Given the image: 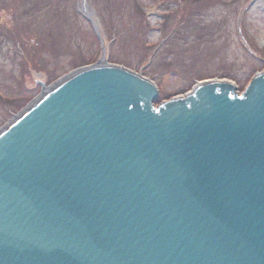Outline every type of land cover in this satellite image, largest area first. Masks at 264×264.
<instances>
[{
  "label": "water",
  "instance_id": "water-1",
  "mask_svg": "<svg viewBox=\"0 0 264 264\" xmlns=\"http://www.w3.org/2000/svg\"><path fill=\"white\" fill-rule=\"evenodd\" d=\"M101 61L0 129V264H264V71L238 94Z\"/></svg>",
  "mask_w": 264,
  "mask_h": 264
},
{
  "label": "rangeland",
  "instance_id": "rangeland-1",
  "mask_svg": "<svg viewBox=\"0 0 264 264\" xmlns=\"http://www.w3.org/2000/svg\"><path fill=\"white\" fill-rule=\"evenodd\" d=\"M107 62L157 84L158 102L264 71V0H0V129L69 73Z\"/></svg>",
  "mask_w": 264,
  "mask_h": 264
},
{
  "label": "bare ground",
  "instance_id": "bare-ground-1",
  "mask_svg": "<svg viewBox=\"0 0 264 264\" xmlns=\"http://www.w3.org/2000/svg\"><path fill=\"white\" fill-rule=\"evenodd\" d=\"M18 114V113H17Z\"/></svg>",
  "mask_w": 264,
  "mask_h": 264
}]
</instances>
